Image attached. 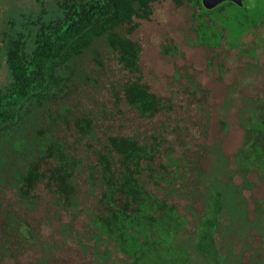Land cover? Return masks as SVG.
Listing matches in <instances>:
<instances>
[{"label":"trees","instance_id":"16d2710c","mask_svg":"<svg viewBox=\"0 0 264 264\" xmlns=\"http://www.w3.org/2000/svg\"><path fill=\"white\" fill-rule=\"evenodd\" d=\"M158 1L161 0H56L49 9L43 0H37L38 10L33 13L20 7L16 0H0V145L8 136L6 139L14 143L10 145L11 157L25 148L30 153L24 167L13 166L10 175L18 202L34 211L36 189L44 185L51 200L69 210V214L83 210L89 215L90 226L96 229L99 240L114 241L131 256L133 264H137L134 244L147 245L162 233L175 240L179 232L185 231L187 215L194 212L191 208L199 201L202 210L196 224L207 215L206 219H210L205 225L219 226L227 211L229 186L233 196L242 200L247 219L249 214L231 176L226 175L223 182V170L214 173L216 164L224 169L227 163L218 143L205 147L211 151L218 146L219 150L211 151L212 165L203 173L197 167V159L189 158L186 152L173 155L175 150L164 137V127L142 137L109 130L98 134L100 114L112 121L123 115L121 104L142 118L169 108V99L152 91L143 81L140 45L130 38L138 26L134 19H149L151 4ZM171 1L188 11L193 43L206 48L217 49L225 40L238 46L245 33L256 37L258 28L264 26V2L260 5L257 0L250 9L230 1L212 9L204 8L200 0ZM258 41L264 43V35ZM160 49L164 54H173L177 47L169 41ZM83 57L94 63V69H89L97 76L80 64ZM87 84L105 89L115 112L103 104L100 114L87 108L71 113L69 108V149L54 135L44 138V131L36 126L32 142L21 147L20 143L26 142L19 132L36 109L80 91V86ZM197 88L194 85L193 91ZM248 111L241 120V145L232 157L243 177L254 170L264 172V97H259ZM221 123L225 125L223 120ZM80 149L90 151L94 158L89 160ZM6 153L7 148L0 151V164ZM160 190L166 195L158 196ZM86 195L93 199L87 208L80 203ZM174 198H182L185 205L181 208ZM254 213L257 219L248 221L257 225L250 230L258 232L264 245V202ZM4 214L8 233L32 238L25 220L8 211ZM197 239L196 230L193 247L207 264H223L218 257L226 259L225 253L217 243L213 245L211 233L200 236L204 246ZM183 249L185 260L189 261L184 245Z\"/></svg>","mask_w":264,"mask_h":264},{"label":"rangeland","instance_id":"374dc122","mask_svg":"<svg viewBox=\"0 0 264 264\" xmlns=\"http://www.w3.org/2000/svg\"><path fill=\"white\" fill-rule=\"evenodd\" d=\"M43 1L50 9L56 0ZM16 2L27 11L35 13L38 10L37 0ZM257 2L261 5L264 1ZM151 8L149 19H134L138 26L130 38L140 45L139 68L143 81L152 91L169 99V108L152 117L142 118L121 104L123 115L111 121L98 112L101 104L110 106L115 112L110 95L105 89L87 84L80 86V91L48 101L36 109L26 121L23 131L19 132L26 142L20 143L21 147L25 148L28 142H32L36 126L44 131V138L54 135L64 141L69 149V108L72 109L71 113H79L84 108L99 113L98 134L109 130L121 134L136 133L142 137L164 127V137L175 150L173 155L186 152L189 158L197 159V167L203 173L212 165L211 151L215 152L220 147L227 163L224 169L216 164L214 173L223 170V182L227 179L226 175L231 176L232 183L239 186L245 200L248 219L255 220L258 216L254 211L264 202V172L254 170L243 177L232 157L242 142L243 116L259 97H264V43L258 41L264 35V26L258 28L256 37L251 32L245 33L238 46L230 45L229 40H225L217 49L206 48L193 43L194 33L190 30V17L186 9L176 7L171 0L154 2ZM169 41L176 45L177 50L173 54H164L160 46ZM80 64L85 69H94V63L88 57H83ZM88 72L97 76L90 69ZM194 85L198 86L195 91ZM6 138L0 145V151L7 148L0 164V179L6 180H0V264H133L131 256L121 251L114 241L99 240L96 229L90 226L89 215L83 210L69 214V210L62 209L51 200V194L44 185L36 189L37 208L34 211L24 208L10 185V175L13 166L24 167L30 153L25 148L11 157L10 145L14 143ZM215 143L219 147L211 151L205 149ZM80 151L89 160L94 158L90 151ZM228 189L227 211L219 226L205 225L210 219H206L207 215L196 224L202 210L199 201L191 208L194 212L187 215L185 231L179 232L175 240V237L162 233L147 245L134 244L137 264H207L193 247L196 230L198 244L202 246L205 243H202L200 236L204 232L214 236L213 245L217 243L225 253L226 259L220 255L218 257L223 264H264L261 237L256 230H250L256 228L257 223L248 221L247 211L240 204L242 200L233 196L232 187ZM157 193L160 197L166 195L163 190ZM92 200L90 195H86L81 199V207L87 208ZM174 200L181 208L185 205L182 198ZM6 211L25 220L33 233L32 238L6 231ZM18 228L25 230L24 226ZM180 244L186 247L189 261L185 260V250ZM207 245L212 247L209 241Z\"/></svg>","mask_w":264,"mask_h":264},{"label":"water","instance_id":"95a60500","mask_svg":"<svg viewBox=\"0 0 264 264\" xmlns=\"http://www.w3.org/2000/svg\"><path fill=\"white\" fill-rule=\"evenodd\" d=\"M225 1H230L242 7H252L255 4V0H200L201 5L206 9H212Z\"/></svg>","mask_w":264,"mask_h":264}]
</instances>
